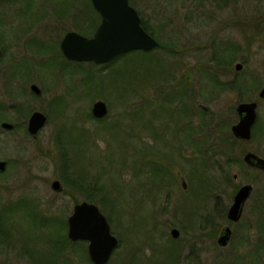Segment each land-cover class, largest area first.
Segmentation results:
<instances>
[{
  "label": "rangeland",
  "instance_id": "374dc122",
  "mask_svg": "<svg viewBox=\"0 0 264 264\" xmlns=\"http://www.w3.org/2000/svg\"><path fill=\"white\" fill-rule=\"evenodd\" d=\"M86 1L0 0V160L8 162L4 175L0 171V200L34 195L43 209L49 207L67 223L75 204L95 203L119 238L108 264H226L225 260L240 264L241 258L251 257L256 249L262 256L259 264H264V248L259 247L264 242V227L256 212L258 207L264 208V171L238 162L226 170L232 180L222 174L217 188L208 180L202 182L200 174L194 175L192 170L199 150L188 137L189 126L187 131L184 128L194 120L195 138L203 140L223 114L227 119L221 121L232 122L226 132L232 133L231 127L239 119L238 103L258 101L261 133L258 139L236 148L235 160L243 159L248 151L264 157V98L259 97L264 87V0H131L153 36L162 44L174 43L177 52L163 44L144 59L129 56V67L123 65L124 60L108 67L61 55L59 46L68 31L93 36L95 27L60 14L61 6H83ZM30 12L42 16L36 19ZM255 26L259 28L254 30ZM33 39L42 43L31 45ZM25 58L30 62L23 65L26 77L19 74L20 69L10 73ZM238 63L242 64L240 70L236 69ZM117 69L124 74L118 78L121 85L138 88L139 94L130 91L137 95L130 102L122 99L124 88L113 85ZM210 75L223 83L239 80L242 88L220 89ZM31 84L39 85L40 96L31 93ZM98 100L107 103L108 114L91 119ZM139 109L135 121L141 125L137 149L142 155L137 157L126 148L133 145L126 137L129 130L122 128L115 136L113 132L117 120L118 126L127 124V112ZM34 111L48 116L37 138L27 129ZM201 119L211 124L205 127ZM2 121L15 123V129L2 128ZM107 125H113L112 129ZM73 127L81 134V142L73 145L78 152L71 154L75 160L71 178L85 176L86 184L115 188L117 201L106 191L98 195V201L89 200L85 191L65 183L56 136L64 129L69 138ZM219 134L218 129L212 132L214 138ZM198 147L203 149L204 144ZM136 159H140L139 171L128 167L127 162L133 164ZM218 161L224 164L222 158ZM153 169L158 175L152 174ZM234 173L239 175L238 181ZM54 180L61 181L62 192L52 188ZM247 183L254 185L253 194L241 220L232 223L227 219L228 209L238 189ZM16 219L14 226L20 229L15 242L1 244L0 239V264H37L31 257L34 249L54 264H94L88 242L72 241L68 230L74 245L55 255L50 250L49 244L55 240L50 230L31 227L20 216ZM226 225L233 233L229 244L221 247L218 238ZM174 228L180 230L178 238L172 237Z\"/></svg>",
  "mask_w": 264,
  "mask_h": 264
},
{
  "label": "water",
  "instance_id": "95a60500",
  "mask_svg": "<svg viewBox=\"0 0 264 264\" xmlns=\"http://www.w3.org/2000/svg\"><path fill=\"white\" fill-rule=\"evenodd\" d=\"M93 2L102 15V22L93 37H86L74 31L65 35L61 49L69 60L106 64L127 52L139 49L150 51L160 45L159 41L142 25L136 9L129 4V0H93ZM241 68L242 64L238 63L236 69ZM32 90L38 96L42 94L37 84L32 85ZM259 96L264 98V87ZM258 105V101L255 100L238 103L236 111L239 119L231 127L235 138L245 141L252 139L253 129L259 117ZM108 111V105L103 100L96 101L92 108V113L96 118L105 117ZM47 121V114L34 111L28 120L29 134L37 138ZM3 127L10 130L14 128V125L5 122ZM243 160L249 167L264 171L263 156L248 151L243 156ZM7 165L6 160H0V171H5ZM233 178L238 181L239 175L234 173ZM186 185L184 181V186ZM52 188L59 192L64 190L60 180H54ZM253 191L252 183L244 184L238 189L227 213L229 221L237 223L241 220L246 203ZM232 233L231 226L226 225L218 238V244L226 247L231 240ZM171 234L173 238H178L180 230L174 228ZM68 236L74 242H88V253L94 264H108L114 250L119 245V238L112 233L107 216L98 205L89 201L75 204L68 218Z\"/></svg>",
  "mask_w": 264,
  "mask_h": 264
},
{
  "label": "trees",
  "instance_id": "16d2710c",
  "mask_svg": "<svg viewBox=\"0 0 264 264\" xmlns=\"http://www.w3.org/2000/svg\"><path fill=\"white\" fill-rule=\"evenodd\" d=\"M144 27L146 28V30H148L152 35L153 33L151 32L148 24H146L145 22L143 23ZM256 27V26H255ZM259 28V26H257L255 29ZM160 42V41H159ZM163 44H167V46L171 49H174L177 52V49L175 48V44L174 43H163ZM160 42V46L158 47L159 49L163 48V45ZM52 47V46H50ZM153 52L151 51H145V50H133L130 52H127L125 54L120 55L119 57H117L116 59H114L112 62L110 63H106L104 66H112L113 64H116L117 62H119L120 60H124L125 61V66L129 67L128 65L130 64V58L129 56H136V58L140 57V59H144L145 57H149L152 55ZM90 64H94L96 65V63L94 62H88ZM131 72L132 69L130 70ZM116 75L115 78V82L113 81V85L115 88H124V90H122V99L125 101H132L136 95V93L133 94V92L131 93V90H136V92H138V88H135L136 86H133L132 84H129L128 86L124 87L123 85H121V83L118 81V78L123 74V71L121 69H117L114 73ZM212 76V75H210ZM91 84L94 83V80L92 78H88ZM211 79L215 82V86H217L219 84L220 89L223 90H233V89H241V81L236 80L235 82H221L219 79H217V77L214 79L213 76L211 77ZM241 82V83H239ZM115 83H120V85H116ZM139 94V92H138ZM168 99L171 100V97H168ZM168 99H165L164 102H167ZM173 100V98H172ZM171 100V101H172ZM159 106V105H158ZM157 106V107H158ZM157 109V108H156ZM140 110L138 112L134 111V112H127L129 119H128V123L127 124H121V126H118L117 122L114 124L115 130L113 133V136H115L116 134L122 132V128H125V131H127V129L129 131H127L126 133V137L128 140H130V142H133V145H128L126 146V148L132 152L133 156L135 154H138L139 156H141L142 154L140 153V148L137 149L138 147V135L141 133L140 132V122H136L135 118L136 115L140 113ZM235 110V109H233ZM236 112V111H235ZM190 114V113H189ZM189 114H187L186 116H188ZM90 118L91 119H98L96 118L93 113H90ZM227 119L225 117V115L222 114V116H220L219 122L217 127L216 123H214V125L212 126V130L210 133H208V136H206L203 140L202 139H198L195 138V135L198 133V130L196 128V126H192V121L193 123H195L194 120H191L190 124L187 123L184 125V128L188 129L189 126V136L192 137V143L194 145V148L196 150H199L198 152H195V154H197V156H194V160L192 161L193 166H192V170H193V174L197 175L200 174L201 177V181H209L210 183H213L214 186L217 188L218 185V181L220 176L223 174V177H225L226 179H228L229 181L232 180V178L230 177L229 174L226 173V170L231 167L234 163H238L243 167L246 166L245 162L243 159H239V160H235V151L236 148L242 144V143H246V142H250L252 141V139H258L260 133H261V124H259V121H257L254 130H253V137L250 141H245V140H239L237 138L234 137V135L232 133L226 132V130H229L230 125H231V121H227V120H222L221 119ZM202 124L205 127H208L211 122L208 120H203L201 119ZM113 125H107V128L112 129ZM181 126V125H180ZM154 127V123L153 126ZM139 129V131H138ZM218 129L220 130V134L214 138V136L212 135V132ZM73 132H70L69 134V138H65V135L63 134L65 132V130L63 129L62 131H60L57 136H56V144H57V148L59 149V153H60V157L62 159V167L61 170L63 172V179H65V183L68 184V186L71 189H76V190H80L81 192L85 191V195L88 197L89 200L92 201H98V195L104 191H106V195L110 198H115L117 201V196L114 195V191L113 189L115 188H108L107 185L104 186H99L98 184H92V183H88L86 184L85 180V176H79L78 179L73 180L69 174V171L71 170L72 167H74L75 165V160L73 158V151H77L78 152V147L77 149L73 150V145L75 144V142L80 143V139H81V134L80 133H76V129L75 127L72 128ZM124 131V132H125ZM135 131H137V133H135ZM184 131V129H183ZM85 133V132H84ZM202 141L200 144L199 142ZM207 142L208 144H206L205 142ZM129 142V143H130ZM204 144V148L201 149L198 146L201 144ZM136 150L134 151L133 149ZM74 151V152H75ZM127 152V158H129L130 156V152ZM72 154V155H71ZM214 157H216V160H213ZM141 158V157H140ZM219 158H222V162L224 163L223 165L221 164V161H218ZM139 161L140 159H136L133 164L130 163V160L127 162L128 163V167L137 169V171H139L138 169H140L139 167ZM141 166V164H140ZM139 167V168H138ZM222 171V172H221ZM153 175H158L157 174V170L153 169L151 170ZM5 171L1 173V175H4ZM159 173V170H158ZM217 173V177L214 176L213 174ZM151 174V175H152ZM202 185V184H200ZM204 187V186H203ZM108 189V190H107ZM68 191V190H66ZM21 196L17 199H13V198H9L8 201H6L4 198L0 200V239H2L3 242H1V244H4L8 241H12L15 242L14 240H16L17 237V231L20 229L19 227L17 228L15 225V223H17V216H20L21 218H23L24 220H26V222H28L31 227L33 226L36 229L39 230H50L51 235L53 238H55L54 241H52L49 245H50V250L55 254H59L61 255L62 253H64L65 250H67L71 245H74V243L68 238L67 236V228H68V223L67 220L62 217H56L54 213H52L48 208H44L43 209V203L38 200L37 198L30 195H24V194H20ZM115 202V201H114ZM261 202L264 204V197H262ZM113 204V203H112ZM264 206V205H262ZM104 207H107V205H104ZM257 215L260 217L261 219V223L262 226L264 227V208H262L261 206L258 207L256 209ZM110 218V217H109ZM264 231V230H262ZM264 240V237L262 238ZM259 247H261L262 249L264 248V242L259 244ZM32 252V253H31ZM31 253V257L34 259L35 262H37V264H54V262H51V259L49 256L47 255H41V253H38V249H34L32 250ZM254 254V256H252ZM251 257L247 256V258L244 260L243 258L240 259V264H259L260 262V258H262V256L259 255L258 250L256 249L254 252H252ZM225 263L228 264V262L225 260Z\"/></svg>",
  "mask_w": 264,
  "mask_h": 264
},
{
  "label": "flooded vegetation",
  "instance_id": "af4514ba",
  "mask_svg": "<svg viewBox=\"0 0 264 264\" xmlns=\"http://www.w3.org/2000/svg\"><path fill=\"white\" fill-rule=\"evenodd\" d=\"M76 2H80V0H76ZM86 4L85 5H80V4H73L72 6H70V7H68L67 8V6H61V8H62V11H60V14H66L65 16H72V18H73V20L74 21H76V22H78V23H82V25H85V26H93V27H95V31H94V33H93V36H94V34H95V32H96V30H97V28L100 26V24H101V22H102V15H101V13L98 11V9L96 8V6H95V4H94V2H93V0H87L86 2H85ZM129 4L132 6V7H134L135 9H136V11H137V13H138V15H139V17H140V19H141V23L143 24L145 21H144V17L142 16V13L140 12V10L138 9V8H136L135 6H134V4L132 3V1L131 0H129ZM30 7V9L32 8V5H29ZM58 11V10H57ZM84 12V13H83ZM30 14L31 15H33V13L32 12H30ZM25 15V14H24ZM36 15V14H35ZM35 15H33L36 19H39L41 16H35ZM32 17V16H31ZM99 21V22H98ZM2 23H5V22H3L2 21ZM69 32H72V31H68L67 33H69ZM74 32H77V31H74ZM66 33V34H67ZM77 33H79V34H82V35H84V36H86V37H90V36H88V35H86V34H83V33H80V32H77ZM65 34V35H66ZM65 35H64V37H65ZM93 36H91V37H93ZM64 37H63V39H64ZM62 39V40H63ZM62 40H61V43H62ZM31 45L32 44H35V45H37L38 46V44H41L42 42H39V41H37V39H33L31 42ZM61 48V45L59 46V51H62V49H60ZM0 49H1V54H0V57H1V55H2V48L0 47ZM53 49V48H52ZM54 50V53H55V49H53ZM61 55H63V56H65L64 54H63V51H62V53H61ZM68 59V58H67ZM24 63H27V64H29L30 62L27 60V58H25V59H23L22 61H20V62H16L14 65H15V67H13L12 69H11V71H10V73H12V74H17V72L19 71V69H20V72H19V74L21 75H23V77H26V74H27V69L26 68H24L23 67V65H24ZM32 70V69H31ZM14 76V75H13ZM32 85L33 84H31L30 85V91H31V93L33 92V90H32ZM22 95V94H21ZM23 96V95H22ZM38 96V95H37ZM31 116V115H30ZM30 116H29V118H30ZM29 118H28V120H29ZM5 122H7V123H11V124H13L14 125V128L13 129H10V130H14L15 129V126H16V124L15 123H13V122H10V121H2L1 122V126H2V128H4L3 127V123H5ZM27 124H28V122H27ZM27 129H28V127H27ZM9 130V129H8ZM29 132V131H28ZM8 163V162H7ZM7 167H8V165H7ZM184 185V184H183ZM230 208V207H229ZM229 210V209H228ZM228 213V212H227ZM228 219V218H227Z\"/></svg>",
  "mask_w": 264,
  "mask_h": 264
}]
</instances>
